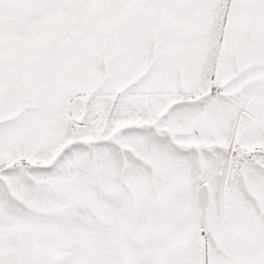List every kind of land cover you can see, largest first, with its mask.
Masks as SVG:
<instances>
[{
	"label": "snow or ice",
	"instance_id": "6c2138e0",
	"mask_svg": "<svg viewBox=\"0 0 264 264\" xmlns=\"http://www.w3.org/2000/svg\"><path fill=\"white\" fill-rule=\"evenodd\" d=\"M0 264H264V0H0Z\"/></svg>",
	"mask_w": 264,
	"mask_h": 264
}]
</instances>
